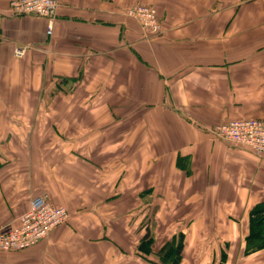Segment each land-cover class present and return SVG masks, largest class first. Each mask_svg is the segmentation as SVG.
<instances>
[{"label": "crops", "instance_id": "obj_1", "mask_svg": "<svg viewBox=\"0 0 264 264\" xmlns=\"http://www.w3.org/2000/svg\"><path fill=\"white\" fill-rule=\"evenodd\" d=\"M13 1L0 0V229L37 196L69 218L0 264H158L179 234L180 264H264L247 250L264 158L214 135L264 119V0H56L50 37ZM135 5L155 9L158 35L125 15Z\"/></svg>", "mask_w": 264, "mask_h": 264}, {"label": "built area", "instance_id": "obj_2", "mask_svg": "<svg viewBox=\"0 0 264 264\" xmlns=\"http://www.w3.org/2000/svg\"><path fill=\"white\" fill-rule=\"evenodd\" d=\"M9 12L15 16H32L46 21V36L52 35L57 17L56 0H15L9 4ZM147 36L158 35L160 22L154 8L135 5L125 11ZM26 47H17L13 56L23 59ZM214 135L232 146L244 147L253 154L264 158V119H248L221 124L216 127ZM69 213L63 207L52 204L48 197L37 196L32 199L29 209L22 214L15 226L0 229V252L15 253L29 250L45 240L57 227L67 223Z\"/></svg>", "mask_w": 264, "mask_h": 264}, {"label": "trees", "instance_id": "obj_3", "mask_svg": "<svg viewBox=\"0 0 264 264\" xmlns=\"http://www.w3.org/2000/svg\"><path fill=\"white\" fill-rule=\"evenodd\" d=\"M264 225V222L258 223V227ZM264 227L260 229L255 228V224L251 229L250 236L247 238V250L264 248ZM148 236V235H147ZM145 237L138 245L137 251L143 255H150L152 252V245L154 240L151 237ZM182 234L177 236V239L173 238L170 243H165L158 251V264H180L182 259ZM254 241H261L258 245H252ZM4 253V252H1Z\"/></svg>", "mask_w": 264, "mask_h": 264}, {"label": "rangeland", "instance_id": "obj_4", "mask_svg": "<svg viewBox=\"0 0 264 264\" xmlns=\"http://www.w3.org/2000/svg\"><path fill=\"white\" fill-rule=\"evenodd\" d=\"M70 152V150H69ZM98 168V166H96ZM152 215H149L148 219H146V223H145V226L147 227L145 229V231H150L152 228H151V221H152V218H151ZM185 231V230H182V232ZM176 233L179 232V230H175Z\"/></svg>", "mask_w": 264, "mask_h": 264}]
</instances>
